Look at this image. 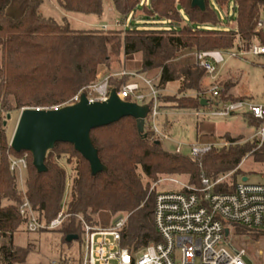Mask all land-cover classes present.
I'll list each match as a JSON object with an SVG mask.
<instances>
[{
	"label": "trees",
	"instance_id": "obj_1",
	"mask_svg": "<svg viewBox=\"0 0 264 264\" xmlns=\"http://www.w3.org/2000/svg\"><path fill=\"white\" fill-rule=\"evenodd\" d=\"M12 1L0 0V240H8L0 246V264H23L30 253L28 248H12L14 233L24 223L20 214L24 197L11 170L10 159L20 158L25 152L17 153L10 147L4 125L9 114L27 108L51 109L65 105L96 81L100 67L108 68L113 58L121 54L125 57L141 54V67L134 73L155 78L150 72L159 71L157 87L162 91L170 84L181 83L180 96L165 97L163 92L160 95V99L165 97L166 101L175 103L178 111L209 110L212 106H201V100L207 97L199 96L207 88H201L206 78L204 71L192 58L179 60L191 52L229 51L235 42L234 30L203 28L219 26L222 22L217 13L227 10L232 0H213V6L206 0V12L192 8V0H111L124 26L129 18L137 17L152 21L153 25L176 26L165 29L125 27L124 30H73L67 17L63 18L64 24H60L42 14L44 0H27L22 16H9L6 9ZM56 3L65 15L78 13L98 18L104 15V0H56ZM232 9L237 15L235 23L241 37L250 43L259 39L264 45V33L257 30L264 13V1L233 0ZM132 80L131 76L112 78L110 89L118 92ZM220 83L223 102L255 99L229 95L234 86L231 79L221 77ZM187 91L194 96L186 95ZM147 104L151 106L152 102ZM243 119L252 128L258 126L250 116ZM160 126L167 131V121ZM145 133L147 138L139 133L137 121L131 117L93 130L92 143L104 166L97 175L92 174L89 162L72 144L55 145L47 156L45 173L37 171L28 152L26 196L39 219L50 223L64 210L68 217L57 231L63 239L77 235V241L81 242L80 217L97 227L94 216L101 212L127 213L130 216L122 231L121 245L132 254H138L162 241L154 220L156 192H150L151 182L161 176H183L190 184L200 186L203 178L216 182L233 173L231 182L222 181L214 187V193H233L246 177L240 170L246 156L264 163V144L260 146L257 140L242 143V138L227 136L230 143L227 146L214 147L192 159L184 153L167 151L162 143L157 145L147 121ZM143 177L149 182L145 184ZM235 233L252 240L261 236L241 227H237ZM74 242L76 240L68 245ZM69 259L75 260L74 255L62 254L59 262L66 264Z\"/></svg>",
	"mask_w": 264,
	"mask_h": 264
},
{
	"label": "built area",
	"instance_id": "obj_2",
	"mask_svg": "<svg viewBox=\"0 0 264 264\" xmlns=\"http://www.w3.org/2000/svg\"><path fill=\"white\" fill-rule=\"evenodd\" d=\"M264 1V0H263ZM106 30L107 27L105 26ZM235 42L229 51L203 50L194 54L196 65L204 71L209 80L207 88L199 93L207 97L209 110L195 112L198 118H226L230 116H250L258 126L250 140L264 144V104L255 99H239L223 102L220 97L223 87L220 83L228 60H247L249 57L264 56V45L259 39L250 43L239 34L237 25L233 29ZM257 30L264 33V19L257 23ZM131 76L133 78L118 92L123 101L149 106L146 118L152 133V140L164 142L172 140L160 126L163 92L157 87L156 78H148L134 72H118L98 76V80L83 88L68 103L51 109L59 110L65 106L77 104L85 94L88 100L106 102L111 96L110 81L112 78ZM146 89V91H144ZM174 152L182 154L185 146L189 147L188 157L196 159L210 152L216 145L210 143L186 144L178 143ZM28 152L20 158H11V170L21 187L24 201L20 206V214L24 218L23 225L28 233L58 230L68 214L63 210L50 223L41 221L38 213L32 208L26 196V172L28 168ZM225 178L211 182L203 178L200 186L181 183L177 179L165 180L167 183L180 185L179 191H155L154 220L161 242L151 244L138 254H132L122 247V231L128 216L118 218L110 227L100 228L86 223L82 218L83 254L75 260L69 259L66 264H246L248 253L237 247L235 229L245 228L250 232L264 236V179L261 183L240 182L233 193H214L216 184ZM226 230L229 231L226 236ZM51 264H61L59 261Z\"/></svg>",
	"mask_w": 264,
	"mask_h": 264
},
{
	"label": "rangeland",
	"instance_id": "obj_3",
	"mask_svg": "<svg viewBox=\"0 0 264 264\" xmlns=\"http://www.w3.org/2000/svg\"><path fill=\"white\" fill-rule=\"evenodd\" d=\"M210 3L213 6V0H210ZM26 6L27 0H13L7 7L6 13L9 16L20 17L25 13ZM232 8L233 0L227 10L218 11L219 20L222 22L219 26H205L203 28L208 30H233L236 26L235 22L237 15ZM41 12L45 17L54 18L60 24H64L63 18L67 17L70 23L69 26L73 30L104 29L105 26L107 27L106 30H124L125 27L132 29H165L176 27L170 24L164 26L153 25L152 21L143 20L139 17L136 19L129 18L128 24L124 26L120 21L119 15L113 10L111 0H104V15L102 18L78 13L65 15L62 12L64 15L62 13L59 14L61 11H59L56 0H44ZM261 17L264 19V13H262ZM195 53L196 52L188 53L184 57H181L179 61L184 62L188 58H192L195 61ZM1 56L0 51V66ZM141 62V54L126 57L123 54L115 56L108 68H99L96 81L99 75H107L109 74L108 72L118 73L123 70L136 72L140 69ZM224 67L228 71L222 75L223 80L231 79L234 83V86L229 91V95L234 97L253 96L257 103L264 104V56L249 57L247 60H228L226 57V64ZM150 75L157 78L156 76L159 75V71L150 72ZM156 82L158 84V79H156ZM208 85L209 80L204 77L201 88H205ZM180 88L181 83L179 82L170 84L167 89L163 91V95L165 97L180 96ZM185 94L194 96V93L191 91H187ZM164 98L162 99L163 110H161L159 122L164 124L165 121H167L168 123L166 132L172 140L164 141L162 145L169 152L175 151L178 146L177 142L186 144L210 143L216 145V147H222L230 144L226 139L227 136H230L233 139L242 138L243 143L249 141L252 134L255 132L252 127L247 125L240 115L226 118L200 119L194 115V113L178 111L175 109V103L168 102ZM20 113L21 111L12 112L10 114L11 118L9 120L8 118L5 119L4 125L10 142L15 132ZM183 152L188 155L190 152L189 147L185 146ZM240 170L248 177L250 183H261L264 179V163L255 162L251 155L246 156L242 161ZM232 174L233 173H229L219 179L225 178L224 181L231 182ZM170 178L177 179L181 183H189L188 178L183 176H161L156 182H151L150 192H152V188L155 185H157L156 191H179L181 188L180 185L165 182V180ZM25 179H27V176H25ZM143 181L146 184L149 182V179L143 177ZM19 189H21L20 185ZM123 216L129 217L130 215L127 213L112 215L110 213L101 212L94 216V220L98 222L97 227L106 228L113 225L118 218ZM7 242L8 240L6 238H1L0 246ZM234 242L237 247L244 248L247 251L248 255L245 258L246 264H264V236H260L258 240H252L249 236L237 235L236 238H234ZM12 248L16 250L19 248L29 249L30 253L23 264H51L52 262L59 261L62 254L66 257L73 254L75 258H80L84 251L83 240L81 242L76 240V242L68 245L66 239H63V235L57 230L28 233L24 225L14 233Z\"/></svg>",
	"mask_w": 264,
	"mask_h": 264
},
{
	"label": "water",
	"instance_id": "obj_4",
	"mask_svg": "<svg viewBox=\"0 0 264 264\" xmlns=\"http://www.w3.org/2000/svg\"><path fill=\"white\" fill-rule=\"evenodd\" d=\"M192 8L206 12V0H192ZM209 101L201 100V106L207 107ZM149 106L121 100L117 92L112 90L106 102H90L85 94L77 104L65 106L59 110L23 109L20 113L10 147L17 153L29 152L33 165L39 173L47 172L46 159L57 143L72 144L76 151L86 159L93 175L103 171L98 150L94 147L91 132L119 122L124 118H134L138 131L147 138L145 133L146 118ZM11 115H8V120ZM161 145V142H157ZM243 177L242 182H247ZM229 231L226 230V236ZM78 239L77 235H69L68 243Z\"/></svg>",
	"mask_w": 264,
	"mask_h": 264
},
{
	"label": "crops",
	"instance_id": "obj_5",
	"mask_svg": "<svg viewBox=\"0 0 264 264\" xmlns=\"http://www.w3.org/2000/svg\"><path fill=\"white\" fill-rule=\"evenodd\" d=\"M60 11V10H59ZM62 13V12H59V14ZM63 14V13H62ZM64 15V14H63Z\"/></svg>",
	"mask_w": 264,
	"mask_h": 264
}]
</instances>
